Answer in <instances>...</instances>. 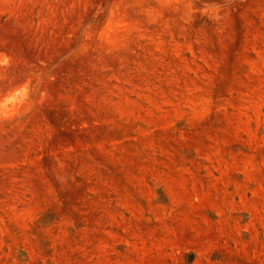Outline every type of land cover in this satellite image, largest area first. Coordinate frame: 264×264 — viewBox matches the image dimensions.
Segmentation results:
<instances>
[{"label":"rangeland","instance_id":"1","mask_svg":"<svg viewBox=\"0 0 264 264\" xmlns=\"http://www.w3.org/2000/svg\"><path fill=\"white\" fill-rule=\"evenodd\" d=\"M0 264H264V0H0Z\"/></svg>","mask_w":264,"mask_h":264}]
</instances>
